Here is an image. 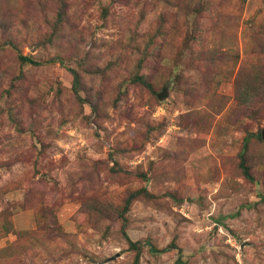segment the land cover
Masks as SVG:
<instances>
[{
	"label": "rangeland",
	"instance_id": "1",
	"mask_svg": "<svg viewBox=\"0 0 264 264\" xmlns=\"http://www.w3.org/2000/svg\"><path fill=\"white\" fill-rule=\"evenodd\" d=\"M262 129L264 0H0V264H264Z\"/></svg>",
	"mask_w": 264,
	"mask_h": 264
},
{
	"label": "trees",
	"instance_id": "2",
	"mask_svg": "<svg viewBox=\"0 0 264 264\" xmlns=\"http://www.w3.org/2000/svg\"><path fill=\"white\" fill-rule=\"evenodd\" d=\"M19 56H20V59H21L22 62H27V63L37 64V62H36L35 60H33V59H32L30 56H28V55H19ZM69 71H70L71 74L73 75V87H76L77 79H78L77 74H76L75 70H73V69H71V68L69 69ZM135 79H136L137 81H140L141 83H143L145 86H149V87H150V85H149L148 83H146V81H145L141 76H136ZM237 85H239V84L237 83ZM239 88H240V86H239ZM247 142H248V137H246V138L244 139V141H243V147H242V151H241V153H240V158H241L240 164H241V166H242V168H243V172H244V174H245L247 177H250V175H249V173H248V169H247V167L244 165L245 163H244V157H243L244 151H245V149H246ZM127 208H128V201H127V203L125 204V206H124V208H123V211H126ZM125 237H126V240H127L128 243H129V247L134 248V249H137V243H136L135 241H132L127 235H125ZM174 248H176V245H174V243H170L167 247H165L164 250H169V249H174Z\"/></svg>",
	"mask_w": 264,
	"mask_h": 264
},
{
	"label": "water",
	"instance_id": "3",
	"mask_svg": "<svg viewBox=\"0 0 264 264\" xmlns=\"http://www.w3.org/2000/svg\"><path fill=\"white\" fill-rule=\"evenodd\" d=\"M165 94L166 93H165V90H164L162 93L159 94V97L161 98V97L165 96ZM261 136L264 137V129H262V131H261Z\"/></svg>",
	"mask_w": 264,
	"mask_h": 264
}]
</instances>
